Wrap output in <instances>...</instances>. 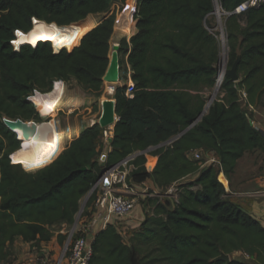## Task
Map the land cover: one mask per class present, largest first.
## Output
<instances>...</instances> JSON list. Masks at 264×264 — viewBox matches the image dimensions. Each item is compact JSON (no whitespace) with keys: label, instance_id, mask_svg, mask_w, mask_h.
<instances>
[{"label":"trees","instance_id":"trees-1","mask_svg":"<svg viewBox=\"0 0 264 264\" xmlns=\"http://www.w3.org/2000/svg\"><path fill=\"white\" fill-rule=\"evenodd\" d=\"M115 1L121 4L120 17L127 14L131 30L124 25L120 36L133 35L129 44L120 40L119 58L127 54L134 93L126 98L125 85L114 93L118 120L105 164L98 163L103 129L95 124L52 163L25 172L13 158L22 151L21 144L3 120L39 123L27 99L35 92L48 95L55 82L73 79L99 97L115 15L79 34L68 49L51 35L34 36L33 20L70 27L107 13ZM246 1L218 0L227 14L228 68L240 57L238 81L224 76L222 98H215L206 115L180 135L203 110L202 94L215 85L218 43L206 27L212 0H0V263L10 258L9 248L17 238L46 243L54 237V225H73L82 199L103 169L138 154L129 163L133 169L126 183L150 181L163 192L176 184L178 202L149 198L152 215H144L130 235L114 226L99 231L89 264H249L231 257L235 253L264 264V227L226 196L219 170L202 166L204 160L189 159L197 150L214 152L228 180L240 159L264 147V135L252 126L246 109L260 105L264 97V3L234 14ZM17 32L25 36L18 38L21 46L15 50ZM148 157L156 159L151 171ZM188 178L194 179L186 182ZM95 196L90 195L85 211ZM57 240L62 245L66 235L57 234ZM221 253L230 257L228 263L216 261Z\"/></svg>","mask_w":264,"mask_h":264},{"label":"built area","instance_id":"built-area-1","mask_svg":"<svg viewBox=\"0 0 264 264\" xmlns=\"http://www.w3.org/2000/svg\"><path fill=\"white\" fill-rule=\"evenodd\" d=\"M263 3L264 0H247L236 8L234 14H245L249 9L258 8ZM220 40L223 46H225V38L221 36ZM130 75L131 72L129 70L127 81L122 84L125 85L126 88L124 96L128 99H132L134 93V84L129 82V80H131ZM32 98V96L29 97L27 101L32 102V104L36 108V105L32 101ZM242 98L245 99L244 93H242ZM112 139L113 128L109 127L103 129L101 139V143L103 146L102 154L110 152ZM173 141L174 140L167 142L166 145L171 144ZM151 150L153 149H148V151ZM137 155L138 154L129 156L126 159L122 160L120 163L107 169H103L97 182L94 184L90 191V195L93 192H96L94 202L86 210L87 214H84L85 206L81 208L75 218V225L66 234V240L59 258L52 261L51 264H89L91 258V244L93 242L94 236L99 231L104 230L108 226H114L120 232V226L123 223L131 221L132 215L137 205V199L140 201H145L149 198L153 199L155 197H166L168 199H171L174 203L178 202V194L177 190L175 189L176 184L168 187L165 192H163L162 196L159 194L158 190L153 188H146V182L140 185L130 186L126 183L128 174L133 169V167L130 166L129 163ZM149 159L153 160L154 158L148 157L146 163L148 171H151L154 166H148ZM189 159L192 161L204 160L202 166H212L215 169L219 170L220 176L223 180V182L221 183L223 184L224 188L228 186V181L222 174L221 165L216 159L214 152L204 153L201 150H197L189 154ZM117 187L125 190L126 194L118 195L116 192ZM138 188H143L144 190L139 193V195H136L134 191ZM152 212L153 208H149L147 211H145V213L150 216L152 215ZM143 219L144 214H142V217L140 219L135 220V222L138 221L134 225L135 229L140 226Z\"/></svg>","mask_w":264,"mask_h":264},{"label":"rangeland","instance_id":"rangeland-1","mask_svg":"<svg viewBox=\"0 0 264 264\" xmlns=\"http://www.w3.org/2000/svg\"><path fill=\"white\" fill-rule=\"evenodd\" d=\"M212 3H213V11L206 19V21H207L206 27H207L208 32L216 38L217 43H218V60L215 64V68H216L215 84H216V78H217L218 68H219L218 65H220L221 62H223L224 53L226 55V59L224 60L225 61L224 65H226V69H229L228 68V59H227L228 58V56H227L228 55V48L226 46V42H225V46H223V44L220 40L221 36H223L225 38V41H226L225 21H226L227 15L220 8V17L218 20V18L214 15V6L217 3L215 2V0H212ZM120 9H121V4L117 1H115L111 5V7L107 13L90 16V18H89V20H91L93 23L99 24L100 22H102L106 18H109L112 15H115L113 34H112L110 42H109V44H110L109 55L111 53V47L113 45H119L120 40H125L127 42V44H129V40H130L129 37H131V33H132V32H129L130 34L128 35V37L127 36H124V37L119 36L120 31L125 29L123 24L127 27L126 22H128L127 21V14L122 18L120 17V15H119ZM117 24H119V28H121V30L115 32V26ZM75 26L76 25H73L70 27H57L55 24L54 25L53 24L48 25V24H45L44 22L34 21L33 35L34 36H37V35L50 36L51 35V36L57 38L63 47L68 49L71 46V44L74 42L75 39L74 40H72V39L75 37L66 38L65 33L69 32ZM127 29L130 30L128 27H127ZM18 33L19 32H17L15 34V42L13 43V47L15 50H18V48L21 46V45L16 44V41H18V38L25 36L22 33H20L21 35H18ZM50 43H51V47H52L53 52H56L53 48L52 39H50ZM129 49H130V45H129ZM128 52H129V50H128ZM120 60H122L123 63L120 66V82H119V84L103 85L102 92H101V95L99 97H95L94 95L83 90L82 87L79 86L77 84V82L73 79L69 80L67 82H63L65 85V93H66L62 99L63 107H61L59 109L57 114L52 115V117L42 116V119H41V116L38 114V116L40 118V122L39 123L35 122L36 128L41 129V128L46 127L48 125H51L53 122L57 121L55 123H56V129H58V131H59V129H60V131H68V130H72V127H75L76 132H78L79 130H82L83 128L90 127V126L96 124L100 115H101V102L103 100H106V99L115 100L114 99V93H115L116 89L120 88L122 86V84L125 81H127V75L129 73V70H130V67L127 63V54L125 55L123 53L120 56ZM214 88H215V85H214L212 91H210V92L205 91L202 94L203 99L205 101V104L208 103L210 97L212 96V94L214 92ZM52 92H53V90H51L47 96L51 95ZM222 93L223 92L221 91V88H220L218 93H216L215 97L219 98V96H221ZM34 96H35V93L32 97H34ZM215 97H214V100H215ZM35 110L37 111V107L35 108ZM261 120H264V118H261ZM69 136L70 137L68 139H65L63 141V144H62L63 151L65 149H67V147L73 141V139H72L73 135H69ZM16 138H17V136H16ZM25 145H26L25 149L23 148L20 154L24 153L25 150L27 151L28 146L31 145L27 138H26V142L24 141V146ZM56 159H54V160H56ZM53 161L48 162L47 164H50ZM153 161L154 160L149 159L148 166H151ZM22 162H24V161H22ZM24 164H25V162H24ZM256 164H258V163H256ZM20 166H21L22 170H24L25 172H28V173H34V172L42 169V168H40V169H37L35 171L33 170V171L29 172V171H27L26 166L23 167V165H21V164H20ZM183 182L185 183V181H183ZM146 188H152L150 186V184L148 183V181L146 182ZM175 189L177 190V185L175 186ZM143 190H144L143 188L142 189L138 188V189H135L134 193L136 195H139V193H141ZM159 194L162 195L163 191H159ZM89 197H90V193L82 199V201L80 203V210H81V208H83L85 206ZM165 198L166 197H161V199H165ZM136 208L139 210V213H140L139 218H137V219H140L142 217V214L147 215L145 213V211H147L150 208V206L148 204V200L140 201L137 199ZM85 213H87V212L85 211L84 214ZM133 216H134V213H133L132 218H131V220L134 221V223L131 224V227L129 225V228L131 231L135 230L134 225L136 224V222H138V221L135 222V220H137V219H135ZM72 226L73 225L68 226L66 228L57 227L54 231L58 232V233H64L65 232L67 234V232L70 231ZM64 243H65V241H64ZM231 257L238 259L240 261H243V258L241 256H236V253L233 254Z\"/></svg>","mask_w":264,"mask_h":264},{"label":"crops","instance_id":"crops-1","mask_svg":"<svg viewBox=\"0 0 264 264\" xmlns=\"http://www.w3.org/2000/svg\"><path fill=\"white\" fill-rule=\"evenodd\" d=\"M222 96L223 94L219 98H222ZM246 109L251 117L252 126L264 135V120H261V118H264V97L260 105L255 107L249 106ZM86 128L79 130L80 132H76L75 127H72V130H68V133L69 135H73L72 139L74 140ZM108 153L102 154L98 159L100 166L105 164ZM153 160L152 165L154 166L156 159L154 158ZM193 179L188 178L186 182ZM220 181L223 182L222 179ZM227 181L228 186L225 188L226 196L237 201L243 211L255 218L264 227V147L256 149L240 159L234 174ZM148 183L155 189L150 181ZM116 192L118 195L126 194L125 190L120 187L116 188ZM139 215V210L136 208L133 217L137 219ZM133 223L134 221L132 220L123 223L120 226V232L124 236L126 234L130 235L132 231L129 225L131 227ZM57 227L66 228L68 226L65 223L54 225L52 227L54 237L50 242L25 243L21 238H17L9 248L11 252L10 258L0 264H51L52 261L59 258L64 245V243L61 245L58 242L57 234L66 235L65 232H55L54 230ZM236 256H241L245 262L253 264L252 260L246 258L241 253H236Z\"/></svg>","mask_w":264,"mask_h":264},{"label":"bare ground","instance_id":"bare-ground-1","mask_svg":"<svg viewBox=\"0 0 264 264\" xmlns=\"http://www.w3.org/2000/svg\"><path fill=\"white\" fill-rule=\"evenodd\" d=\"M215 2L217 4H215L214 6V15L219 20L220 6L217 0H215ZM89 18L90 17L84 20V22H81V23L78 22L79 24H77L69 32L65 33V37L66 38H70V37L76 38L79 34L81 35V33H84L85 31H88L94 28L97 24L93 23L91 20H89ZM118 29H115V30H118ZM122 31L123 30L120 31L119 36L122 33ZM132 36L133 35L131 34V37ZM75 38H73L72 40H74ZM223 58H224L223 62L219 65L218 74L216 78L218 85L222 84L224 73L226 70V65H224L225 64L224 60L226 59L225 53L223 55ZM129 82L132 83L131 80H129ZM107 84H119V83H107ZM65 94H66L65 85L64 83H62V84L55 85L51 95L43 96V94L41 93H36V95L32 98V100L34 104L37 106V110H40L41 114L55 115L57 114L59 109L63 107L62 99ZM55 122L41 129H37L34 135H32L31 137H28L27 139L29 140V143L31 145L28 146V150L27 151L25 150L24 153L20 154L21 152L19 151L20 153L18 152L17 154H15L13 157L14 161L16 162L15 160L16 158L19 162L22 163L23 167L26 166L27 171L30 172L33 170L35 171L37 169L43 168L48 162H51L54 159H56L62 153L63 141L69 138V133L68 131H60V129L58 131V129H56ZM19 138L23 143L24 141L26 142V138H24L21 133H19ZM25 147L26 145L23 146L24 149ZM21 160L24 161L25 164ZM220 179H222L221 176H220Z\"/></svg>","mask_w":264,"mask_h":264},{"label":"water","instance_id":"water-1","mask_svg":"<svg viewBox=\"0 0 264 264\" xmlns=\"http://www.w3.org/2000/svg\"><path fill=\"white\" fill-rule=\"evenodd\" d=\"M34 21H37V20L34 19L33 22ZM41 22H43V21H41ZM81 22H84V21H81ZM51 24H55V23H51ZM48 25H50V24H48ZM56 26H58V25H56ZM58 27H62V26H58ZM32 29H33V25H32ZM108 58H109V64H108L107 70H106V72L102 78L103 85H105L107 83H119V81H120L119 45H113L111 47V53H110ZM239 62H240V57L238 56L236 58V60L234 61V63L232 64V66L229 69H226L225 73H224V76L228 77L230 79V81L233 83H236L238 81L237 67H238ZM56 83L57 82H55L53 84L52 90L54 89ZM220 88H221V85H218V83L216 82L214 92H213L212 96L210 97L208 103L204 105L203 110L200 112V114L194 120V122L191 124V126L189 128H187L184 132H182L180 135L184 134L189 129H191L197 122H199L201 120V118L203 116L206 115L209 107L211 106L212 102L214 101V97H215L216 93H218ZM46 94H48V93H46ZM35 95H36V93H35ZM37 113L41 116V119H42L41 112L39 110H37ZM116 119L118 120V117L116 116V101L113 99L103 100L101 102V115H100L96 124L101 129H106L109 127H112L114 129V126L117 122ZM3 124L5 125V127L9 131H11L12 133H14L17 136V140L21 144L20 149L23 148L24 143L20 140L19 133H21L24 138H28V137H31L32 135H34L36 133V130H37L36 123L33 121L24 122L20 119H16V120L4 119ZM177 137L171 139L170 141L177 139ZM162 145H164V144H162ZM147 152H148V150H146L144 153H147ZM10 159L12 161V155H11ZM85 170L86 169L83 168L81 171H85ZM75 223L76 222L74 221L73 226L75 225ZM216 261H222V262L228 263L230 261V257L224 253H221V255L218 258H216Z\"/></svg>","mask_w":264,"mask_h":264},{"label":"clouds","instance_id":"clouds-1","mask_svg":"<svg viewBox=\"0 0 264 264\" xmlns=\"http://www.w3.org/2000/svg\"><path fill=\"white\" fill-rule=\"evenodd\" d=\"M83 36H84V35H83ZM83 36H82V37H83ZM82 37H81V38H82ZM81 38H80V40H81ZM80 40L78 41V44H77V46H76V47H78V46H79ZM73 49H74V48H73ZM18 165H19V164H18Z\"/></svg>","mask_w":264,"mask_h":264},{"label":"snow or ice","instance_id":"snow-or-ice-1","mask_svg":"<svg viewBox=\"0 0 264 264\" xmlns=\"http://www.w3.org/2000/svg\"><path fill=\"white\" fill-rule=\"evenodd\" d=\"M18 35H21L20 33H18Z\"/></svg>","mask_w":264,"mask_h":264}]
</instances>
